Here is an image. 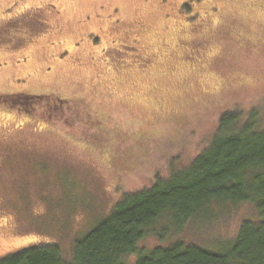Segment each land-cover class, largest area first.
I'll return each instance as SVG.
<instances>
[{
    "label": "rangeland",
    "instance_id": "rangeland-1",
    "mask_svg": "<svg viewBox=\"0 0 264 264\" xmlns=\"http://www.w3.org/2000/svg\"><path fill=\"white\" fill-rule=\"evenodd\" d=\"M184 1L0 0V255L55 245L69 259L120 193L188 164L222 114L255 110L264 127V0ZM52 92L79 101L48 103L60 115L50 123L18 97ZM81 100L107 113L109 130L134 136L116 152L123 159L69 134V122L84 128L70 117ZM210 212L179 229L162 219V237L139 246L218 250L256 219L250 202Z\"/></svg>",
    "mask_w": 264,
    "mask_h": 264
},
{
    "label": "trees",
    "instance_id": "trees-1",
    "mask_svg": "<svg viewBox=\"0 0 264 264\" xmlns=\"http://www.w3.org/2000/svg\"><path fill=\"white\" fill-rule=\"evenodd\" d=\"M28 94L25 99L18 96L22 102L33 99L22 105L40 107L43 112L38 116L47 123L52 120L49 112L53 110H46L48 103H57L59 109L79 101L53 92ZM80 106L84 110L75 109L70 117L71 122L73 118L75 125L84 128L72 130L69 122V134L81 136L105 157L119 152L130 138L134 141V136L122 128L119 134L118 129L112 132L103 125L109 119L100 107L83 101ZM254 111L222 114L210 141L188 164L169 169L163 177L154 173L149 187L120 193L109 214L75 240L69 259L55 245H34L2 253L0 264H264V127L259 117H254ZM25 115L31 117L29 112ZM53 115L60 119L59 114ZM90 128L95 132L87 134L85 129ZM116 154L123 159L125 153ZM241 202L254 205L256 219L242 221L236 238L225 242L228 245L224 248L209 250L182 241L148 250L139 246L142 238L156 234L162 219L179 229L198 214L201 218L210 216L215 206ZM162 233L163 230L156 235L162 237Z\"/></svg>",
    "mask_w": 264,
    "mask_h": 264
},
{
    "label": "flooded vegetation",
    "instance_id": "flooded-vegetation-1",
    "mask_svg": "<svg viewBox=\"0 0 264 264\" xmlns=\"http://www.w3.org/2000/svg\"><path fill=\"white\" fill-rule=\"evenodd\" d=\"M181 5H182V4H181ZM183 5H188V6H189V5H190L189 0H188V1H184V2H183ZM4 222H5V221H4ZM4 224H5V223H4Z\"/></svg>",
    "mask_w": 264,
    "mask_h": 264
}]
</instances>
